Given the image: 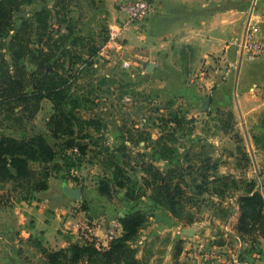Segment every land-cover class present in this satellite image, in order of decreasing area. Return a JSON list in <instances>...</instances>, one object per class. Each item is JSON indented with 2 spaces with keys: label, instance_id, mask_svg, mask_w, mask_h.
<instances>
[{
  "label": "crops",
  "instance_id": "0c3cea01",
  "mask_svg": "<svg viewBox=\"0 0 264 264\" xmlns=\"http://www.w3.org/2000/svg\"><path fill=\"white\" fill-rule=\"evenodd\" d=\"M222 1L224 3L220 4ZM154 6L153 13L127 31L125 45L114 60L98 69L94 65L97 69L94 71L96 76L102 77L101 81L106 80L105 77L116 81L113 91L119 90L127 100L139 98V83L153 90L161 100L166 96L171 98L173 93L179 94L176 102L179 108L173 111L178 119L185 120L181 125L183 129L173 121L171 117L175 114L167 105L159 109L165 115L171 113L166 124L148 120L149 111H146L145 123L141 125L147 130L157 128L161 134L176 124L177 130L187 133L184 138L190 142L182 150L184 156L189 154L192 161L205 163L216 159L224 162L221 176L228 181L221 187H206L203 194L221 201L227 212L224 229L229 223L239 236L236 230L240 216L239 197L253 184L254 190L264 196V54L253 56L243 52L238 42L250 27L259 37H264V0H154ZM116 10L113 13L118 17L120 10ZM124 61L130 62L131 66L125 68ZM151 62L155 67L149 72ZM190 80L194 84L188 83ZM124 89L128 92H123ZM184 92L192 99H188ZM209 96L211 101L207 107L205 101ZM188 100L194 102L189 113L185 108ZM148 109L149 106L145 108ZM183 112H186L185 116H182ZM223 112H232L238 121L229 132L224 130L221 117L214 120L215 115ZM7 129L0 121V137L6 131L10 132V128ZM194 146L197 149L210 147L217 154L212 152L202 157L192 153ZM58 176H51L48 188L35 192L29 199L9 201L7 188L0 189V264H20L26 245L32 248L38 241L47 249L82 244L78 224L84 218L101 236L105 235L112 221H117L98 205L82 206L86 197L79 201L65 194L64 183L75 186L70 180ZM210 222L212 220L208 218ZM194 230L195 240L182 243L180 253L174 249L175 244L185 238L175 233L170 236L168 246L152 250L151 247L163 241L165 235L153 223L139 232L137 257L145 258L143 264H232L234 256L240 255L242 264H264V237L252 245L250 240H242L240 236L238 240L224 230L223 244L207 251L198 249L196 242L199 239L207 241L210 230L201 234L198 229ZM214 238L221 240L220 237Z\"/></svg>",
  "mask_w": 264,
  "mask_h": 264
},
{
  "label": "rangeland",
  "instance_id": "374dc122",
  "mask_svg": "<svg viewBox=\"0 0 264 264\" xmlns=\"http://www.w3.org/2000/svg\"><path fill=\"white\" fill-rule=\"evenodd\" d=\"M122 2L124 1L37 0L33 4L22 7L20 13L14 14L13 24L18 28L24 25L25 20V27L19 33L12 30L5 37H0L2 52L10 63L12 57L9 47L12 43L17 44L16 41L12 42V38L16 34H18L19 39H23L27 44H30L32 52L26 55L23 60L29 73L37 70L36 55H40L38 44L46 45L49 42L47 41L48 38H51L54 42L57 41V44H63L61 50L55 52L56 57H54V60L48 64L50 66L48 70L52 72L54 69H60L63 66L61 72L64 75L66 69L70 67H73V72L81 70L78 82L72 87L70 99H67V103L61 108L67 113L72 105L75 104L79 107L75 111V115L71 117L73 118L74 136L76 137L74 140L85 148V154L82 155L80 151L78 155H74L71 149L64 151L61 150L60 145L55 144L52 134L54 124L51 118L53 115L58 114L57 108L59 106L49 98H44L39 102L38 110L35 114L33 113L31 119H28V116L32 114V108L30 109L28 106L33 104V101L25 103L26 105H15V108L13 107L14 111L7 110L3 106L0 109V121L5 127L7 126V130L10 128V132L6 131V134H12L21 139H29L37 134H43L50 144L56 146L59 152L56 160L45 166L50 168L51 176L57 178L60 175L70 180L75 187L83 189V197H86V199L82 206L85 208H89L91 204L98 205L104 211L111 213L112 217L118 222L125 214L135 211H141L145 214L148 221L143 229L154 223L157 230L165 234L162 237L163 241H158L159 244L152 246V250H159L160 246L163 245L168 246L171 242L170 236L174 233L185 238L182 239L183 244L187 240H195L196 234L185 235L181 232L182 228H194L198 229L200 234L206 229L210 230L211 234L207 241L206 239H199L196 242L199 246L198 249L208 251L210 248H214L215 245H220L217 243L219 239L214 237H220L222 240L227 212L222 208L219 199L208 197L207 194H199L197 185H203L207 181L203 188H214L213 186L218 185L221 187L227 182L228 180L223 179L221 176V166L224 162L220 159H216L217 161L211 160L207 163L202 160H187L182 150L184 147H188L190 142L187 138H184L187 133L177 130L176 124L173 127L171 126L172 129L167 127V130L164 129L161 134L157 128L147 130L146 127H142L141 124L145 123L143 121L144 114L148 111V120L166 124V120L171 116V113L165 115V112L159 111V109L167 105L172 110V114H175L173 110L179 108L176 106L179 94L173 93L171 98L166 96L165 99L161 100L156 97L153 90L142 87L143 83H139L141 88L137 91L139 98L136 101L134 98L127 100L119 90L118 92L117 90L113 91V88L116 89V81H112L108 77H105L106 80L101 81L102 77L99 74L96 76L94 70L101 68L100 66L107 64V62H99L95 65L97 66L96 69L88 61L93 58L91 55L98 48L100 36L105 35L109 24L119 18V16L116 17L113 11L120 10ZM223 3L224 1L220 4ZM44 8L50 9L52 14L49 19L48 34L45 39L39 41L40 37L34 32L35 25L30 28L29 24L31 23L29 21H32L37 11ZM19 15L22 18H19ZM75 37H77V40L74 41ZM87 63L88 66H86ZM188 83L194 84L191 80ZM125 86L123 85V87ZM123 92H128V90L124 89ZM184 94L188 99H192L188 96V93L184 92ZM186 97L185 99H187ZM193 103V100L187 101L188 105L185 107L188 109L187 113H189L188 111ZM130 106L133 109H130ZM148 106L149 109L145 110ZM60 115L65 124V118L62 114ZM185 115L186 112H183L182 116ZM214 117L216 121L217 118L220 120L221 117L225 125L238 124V121H235L236 116L232 112H223ZM210 118L212 117L210 116ZM90 119L94 120L95 124L86 125L84 120ZM197 127L200 128V125H197ZM216 127H218V124H216ZM216 131L217 129L214 133ZM236 134L238 135V133ZM126 141H129V143H126ZM204 142H206V139ZM170 148L174 150L173 155L166 157V159L161 158L160 153H168ZM64 152L67 154L68 159L64 156ZM212 152L217 154L215 150H211L210 147L206 146H204V149H201V147L197 149L195 146L192 149V153L200 154L202 157H206ZM149 164H154L162 171L175 167L183 168L182 172L185 173L184 181H182L184 194L180 204H176L171 208L169 204L165 202L160 204L153 199L155 187L147 182V180H150V182L152 180L150 173L146 171ZM32 166L34 169L40 167L38 163H32ZM203 175H206V177ZM211 175L215 178H211ZM103 179H108L110 182L111 191L109 194L101 195L100 193L99 186ZM119 182H123L124 187L119 186ZM174 182H177V179ZM13 186V181L0 185V189L7 188L6 190L9 191L7 192L9 193V201L30 198L26 191L14 192ZM226 210L228 211V209ZM208 218L212 222L208 223ZM215 218L218 219V222L217 220L214 221ZM27 246L24 248L23 256L20 257V264H44L40 246L34 244L32 248ZM134 246L138 247V244L135 242ZM178 246L175 244L174 249ZM181 249H183V246ZM144 260L145 258L141 261Z\"/></svg>",
  "mask_w": 264,
  "mask_h": 264
},
{
  "label": "trees",
  "instance_id": "16d2710c",
  "mask_svg": "<svg viewBox=\"0 0 264 264\" xmlns=\"http://www.w3.org/2000/svg\"><path fill=\"white\" fill-rule=\"evenodd\" d=\"M35 1L37 0H0V37H5L12 30L19 33L25 27V20L24 25L18 28L13 24L14 14L20 13L22 7L33 4ZM51 14L50 9L44 8L37 11L32 21H29L31 23L29 24L30 28L35 25L34 32L40 37L39 41L45 39L48 34ZM20 17L22 18L19 15ZM69 32L71 33L70 30ZM73 40H77V37ZM13 41H16L17 44L12 43L9 47L12 57L11 63L6 60L2 52V44H0V109L5 106L7 110L12 111L15 105L33 101V104L28 106V108H32V114L28 116V119H31L33 113L35 114L38 110L39 102L44 98L51 99L59 106L57 108L58 114L51 118L54 124L52 134L55 144L60 145L61 150L64 151L78 146L81 154H85V148L74 140L76 137L74 136L75 130L71 117L75 115V111L79 107L74 104L67 113L61 108L67 103V99H70L72 87L78 82L81 70L73 72V67H70L66 69L65 75L61 72L63 66L60 69H54L52 72L48 70L50 67L48 64L56 57L55 52L60 51L63 47V44H57V41L54 42L48 38L47 41L49 42L46 45L38 44L40 55H36L37 70L29 73L23 60L26 55L32 52L30 44L19 39L18 34L12 38ZM53 42L54 44H52ZM97 52L98 48L91 57L94 58ZM93 58L88 60L92 66L95 63ZM88 65L87 63L86 66ZM60 114L65 118V124ZM171 118L178 123L179 128L183 129L181 126L185 122L183 118L178 119L176 114L172 115ZM84 123L90 126L95 124L94 120L91 119L84 120ZM223 123L224 130L228 132L232 130L234 125L230 126L225 125V122ZM58 153L56 146L50 144L43 134H37L29 139L17 138L12 134H3L0 137V183L13 181V191H26L29 197L35 192L46 190L49 186L51 170L45 165L54 162ZM173 153V148H170L168 153H160V157L168 158ZM64 156L68 159L65 152ZM185 157L187 160H191L189 154ZM32 163H38L40 167L34 169ZM148 167L146 171L150 173L152 180L151 182L147 180V182L155 187L153 199L160 204L165 202L171 208L180 204L184 194L182 181H184L185 173L182 172L183 168L175 167L162 171L154 164H149ZM203 176L206 177V175ZM175 179L177 182H174ZM109 183L108 179H103L100 182L101 195L110 193L111 186ZM118 185L124 187L125 184L119 182ZM203 185H197L199 194L206 191V187L203 188ZM239 212L236 230L242 240H250L254 245L257 239L264 237V196L259 190H254V184L247 193L239 197ZM147 221V216L141 211L125 214L120 218L123 233L115 238L108 248H98L92 243H72L59 249H47L41 241H38L36 245L41 248L44 264H143L137 257L139 248L134 246V242L138 240L139 232L145 227ZM182 243V240L177 243V246L179 245L178 248L176 247L178 253L182 251ZM217 243L223 244L222 240Z\"/></svg>",
  "mask_w": 264,
  "mask_h": 264
},
{
  "label": "built area",
  "instance_id": "2783aa9c",
  "mask_svg": "<svg viewBox=\"0 0 264 264\" xmlns=\"http://www.w3.org/2000/svg\"><path fill=\"white\" fill-rule=\"evenodd\" d=\"M154 10V0H125L122 2L120 4L119 18L110 23L107 33L99 38L100 43L98 45V52L93 58L95 62L94 65H97L99 62H112L116 54L121 51L125 45L124 39L127 31L141 24ZM238 43L241 50L250 55L255 56L264 54V37H259L256 34V30L252 27L246 29ZM123 66L129 68L131 63L124 61ZM71 152L74 155H78L80 149L78 146H75L71 148ZM225 230L232 234L234 238L240 240L229 223L225 226ZM78 231L79 237L84 244L92 243L98 248H108L110 243L123 233V227L120 222L112 221L105 235L101 236L97 233L96 227L93 226L87 218H84L78 224ZM232 264H242L241 256H234Z\"/></svg>",
  "mask_w": 264,
  "mask_h": 264
},
{
  "label": "water",
  "instance_id": "95a60500",
  "mask_svg": "<svg viewBox=\"0 0 264 264\" xmlns=\"http://www.w3.org/2000/svg\"><path fill=\"white\" fill-rule=\"evenodd\" d=\"M154 67H155V64L151 62L148 66V71L149 72L153 71ZM210 101H211V97L209 96L207 98V100L205 101V104L207 107H209ZM63 191L65 192V194H67L68 196H70L71 198H74L76 200L81 201L83 198L84 191L81 187H72V186H70V184L64 183L63 184ZM181 232L185 235H194L195 234V230L193 228H182Z\"/></svg>",
  "mask_w": 264,
  "mask_h": 264
}]
</instances>
